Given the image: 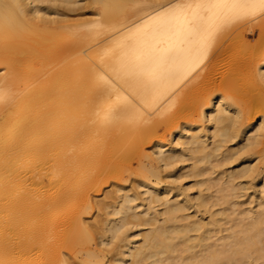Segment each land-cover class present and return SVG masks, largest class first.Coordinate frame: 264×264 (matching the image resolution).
Masks as SVG:
<instances>
[{
    "label": "bare ground",
    "instance_id": "bare-ground-1",
    "mask_svg": "<svg viewBox=\"0 0 264 264\" xmlns=\"http://www.w3.org/2000/svg\"><path fill=\"white\" fill-rule=\"evenodd\" d=\"M0 67V264H264V0H0Z\"/></svg>",
    "mask_w": 264,
    "mask_h": 264
},
{
    "label": "rangeland",
    "instance_id": "rangeland-1",
    "mask_svg": "<svg viewBox=\"0 0 264 264\" xmlns=\"http://www.w3.org/2000/svg\"><path fill=\"white\" fill-rule=\"evenodd\" d=\"M149 0H111V21H117L120 18L123 17V15L125 14V12L132 8V7H136V6H140L143 3L147 2ZM166 5L163 4L162 7ZM53 45H57L56 42L52 43ZM32 69H36L38 67H40V64H34L33 66H31ZM1 68V67H0ZM58 67H53V71L57 70ZM57 72V71H56ZM64 81L63 75H60L59 73L55 74V73H51L48 74L47 76H44L40 79H38L37 81L32 80L31 77L28 76H24L20 79V82L25 86H30L31 88L36 87L37 89H39V91H47V93L41 98L40 97V101H35V97L32 98L30 100L31 97V93L29 92H25L23 93L24 97H25V103H22L20 105V107H17V110H23L25 112H28L29 115H34L37 111H39V115L38 117L33 120V122H35L38 119L41 118H45L47 119L45 122H37L36 124V128H35V135L36 138L39 139L40 142V149L41 151L36 154L37 156L35 157L34 162H36L37 165H45L47 166L49 164V162L46 161H51V159H53V155L56 156L58 154V146L53 144L51 145V149L49 148H45L42 144H43V138L49 136L51 133H55L57 132V129L60 126L61 120L59 119V111L62 109L63 107V101L65 100V91L63 90L62 87V83ZM73 81V80H72ZM33 94V93H32ZM40 94V93H39ZM39 94H37L38 96H40ZM32 123V122H31ZM13 125L17 126L20 124L19 120H14L12 122ZM170 139V137H169ZM151 147V146H150ZM49 149V150H48ZM146 154H149L151 152L150 148H146L145 149ZM46 162V163H45ZM32 161L27 162L24 167V170H27L28 172L31 171L32 169ZM131 166H133L134 168L137 167L138 162L137 160H132L131 161ZM123 167V173L121 178L119 179V183L121 184H126L128 186H132V181H131V177L129 176L128 172L126 171L127 168ZM262 168H264L262 166ZM47 179L48 180H52L54 181L56 176V172L53 171L52 167L48 168V172H47ZM45 181V180H44ZM48 184V183H47ZM40 185L42 184H38L36 187H40ZM34 187V186H33ZM45 190H43V195L45 197H49L51 195H53L56 187H54L53 185L48 186L47 188H44ZM39 190V188L37 189ZM111 190V183L110 184H103L102 187V191L97 195V199L98 200H102L105 199V193ZM93 214V212H92ZM97 215V213H96ZM95 215V217H96ZM94 217V218H95ZM93 219L89 220V222H92ZM107 251V250H106ZM105 251V252H106ZM109 251H107L106 254V258L107 259L105 262H103V264H108L109 261L111 259V253L108 256ZM109 257V258H107ZM82 259L81 256H79V261Z\"/></svg>",
    "mask_w": 264,
    "mask_h": 264
}]
</instances>
